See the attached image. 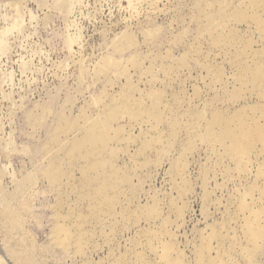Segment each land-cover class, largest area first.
Listing matches in <instances>:
<instances>
[{
  "label": "rangeland",
  "instance_id": "obj_1",
  "mask_svg": "<svg viewBox=\"0 0 264 264\" xmlns=\"http://www.w3.org/2000/svg\"><path fill=\"white\" fill-rule=\"evenodd\" d=\"M67 1L70 3L65 8L58 0H0V256L4 264H114L124 256L120 264H165L149 245L150 230L159 231L163 241L168 238H164L160 230L174 233V241L184 250L185 264H196L195 250L201 244L202 234L208 235L212 226L221 229L225 222L230 229L223 230V233L233 236L237 231L246 246L248 242L243 234L245 215L241 213L237 217V203L257 182L264 186V179L258 178L259 167L264 161L263 144L254 148L249 172L240 175L235 163L225 156L223 143H216V138L211 141L202 139L207 121L198 124L192 133L187 131L189 108L202 109L206 102L216 97L220 99L214 101L212 108L229 115L243 108L251 112V106L262 108L264 105V98L259 95L264 86L244 87L237 100L227 95L235 87H240L235 74L241 64H233L229 56L230 51L235 50L232 47L228 50L227 45L216 47L209 33L199 34L201 24L206 21L202 10L212 11L207 2L215 0ZM17 3H20L19 9L15 7ZM228 23L245 41H254V51L264 49V41L254 24ZM149 30L156 32L150 34ZM125 33L136 39V45L120 53L117 52L116 39ZM181 34H185L184 41L178 42ZM193 46L200 50L191 58L190 67L177 68L175 63L176 69L171 76H165L159 70V80L154 85L149 81L150 76H141L135 68L130 70L134 83L145 93L153 86L164 90V103H170L171 108L181 115L182 126L175 147L162 152L163 145L157 144L147 151L146 156H140L141 161L147 157L151 162L139 168L138 175L134 176L133 203L122 197L125 207L130 206L131 210L154 203L156 198L162 207V215L150 220L131 221L128 225L124 219L122 221L124 205L119 203L118 222L112 225L107 220L106 234L101 232L99 224L97 229L94 222L86 225L87 230H95V236L91 237L84 252L77 253L74 246L69 249L61 245L54 234L60 222L58 214L67 215L71 204L85 213L89 211V202L79 200V194L72 192V185L81 184L83 179L78 166L65 165L71 172L75 169L71 183L67 177L62 184L53 183L45 175L54 160L48 156V145H55L51 140L62 117L66 115L74 120L83 110L97 114L102 106H96L94 99L105 90L111 96L118 95L123 84L127 83L125 76L119 80L116 78L117 68L96 73L104 57L113 56L124 66L134 55L145 60L146 67L154 59L159 65H169L173 63L165 57L168 51L181 57ZM205 63L221 66L223 79L213 81V76L203 67ZM196 87L200 93H196ZM176 100L181 102L176 103ZM195 121L198 123L197 119ZM120 124L125 125L133 136L142 132L149 135L164 132L165 139L169 136L167 122L162 123L159 130L151 129L150 123L131 122L129 118L122 119ZM216 131L219 133V129ZM73 136L71 134L68 138ZM191 139L194 140L192 149L186 150ZM141 145V141L120 145L124 149L120 151L118 165L130 166L134 174V156ZM113 146L119 147V144L113 143ZM182 154L189 165L184 174L189 184L187 195L178 200V205L186 204L185 216L178 218L176 207H171V200L178 197L171 169L172 163ZM206 172V187L211 196L203 208L202 175ZM35 173L39 177L38 183L28 192L24 186L27 187L29 178ZM139 178L145 181L143 187L139 186ZM178 182H182L180 177ZM29 193L33 196H26ZM261 197L260 189L256 188L254 198L263 206ZM27 199L30 202L28 208L24 206ZM203 209H206L205 213ZM165 219L171 223L163 226ZM29 232L36 240L35 244L25 241ZM154 241V245L160 244L158 240ZM213 242L218 246L216 240ZM261 245L252 261L236 254L238 262L264 264V239ZM139 252L143 256L140 261L137 258ZM212 255L216 256L217 251Z\"/></svg>",
  "mask_w": 264,
  "mask_h": 264
},
{
  "label": "bare ground",
  "instance_id": "obj_2",
  "mask_svg": "<svg viewBox=\"0 0 264 264\" xmlns=\"http://www.w3.org/2000/svg\"><path fill=\"white\" fill-rule=\"evenodd\" d=\"M58 3L65 7L70 2L58 0ZM19 4L17 3L15 6L17 9H19ZM207 7H211L213 10L208 11L205 8L202 10V17H205L206 21L201 24L199 34L209 33L212 38V44L216 47L227 45L228 50L230 47L235 50L234 52L230 51L229 56L233 64H241L235 74V80L239 82L240 87H235L227 95L231 99L237 100L242 96L244 87L250 85L254 89L264 86V49L261 52H258L259 50L254 51V41L252 39L245 41L242 35L240 36L235 29L229 27L228 22L254 24L255 29L264 41V0H239L238 2L236 0H215L207 2ZM6 32L4 31V33ZM147 32L154 34L156 31L149 30ZM184 35L181 34L177 41L183 42ZM123 41L127 44H124ZM134 45H136V39L128 33L116 39L117 52L123 53L127 47ZM198 50H200L199 47L193 46L191 50L184 52L185 54L181 57H176L171 51H168L165 57L173 63L169 65H159L157 59H154V62L146 67L144 65L145 60L137 55L128 59L125 66L121 60L113 56L104 57L98 64L96 73H103L112 68H117L119 73L115 74L116 78L119 80L120 77L125 76L127 83L123 84L124 86L118 95L111 96L105 90L101 96L94 99L96 106H102V110L97 114H91L87 110H83L74 120L64 115L56 128L53 140H51L55 145H48V156L54 160L50 164V168L45 172L47 179L50 182L62 184L64 177H67L69 183H71V180H74L75 169L71 172L66 169L65 165L78 166L83 179L81 184L77 185L74 183L72 185V192L79 194V200H87L89 202V211L87 213L79 209L80 207L76 208L71 204L67 215L58 214L60 222L55 227L54 234L61 245L69 249L74 246L77 253L84 252L85 247L90 244L91 237L95 236V230H87L86 228V225L90 222L96 223L95 229L98 228V224L101 225V232L106 234V226H108L106 221L110 220L112 225L118 222L116 221L118 218L117 205L119 203L124 205L122 197L131 199L130 204L133 203L132 199L136 190L134 176L138 175V169L147 166L151 162L147 157L141 161L140 156H146L147 151L157 144L163 145L162 152H169L175 147L182 126L180 112H175L171 108L170 103H164V90L153 88V86L145 93L143 89L136 85L130 72L131 68H135L141 76H150L149 81L154 85L159 80V70H162L165 76H171L176 69L175 63L177 68L190 67L191 58ZM203 67L213 76V81H221L223 79L221 66L220 68L205 63ZM138 93L140 96H137ZM196 93H200L199 87H196ZM259 95L264 98V91L259 92ZM219 99V97H216L213 101L206 102L202 109L190 107L187 115L189 117L187 131L192 133L198 124L207 121L208 125L202 139L206 141L209 138L211 141L216 138V143H223L225 156L231 158L235 163V169L241 175L243 172H249L248 168L252 163L254 148L259 143L264 146V105L262 108L251 106V112H248L247 108H243L242 110H236L233 115H229L222 113L221 110L212 108L214 101ZM180 102L181 100H176V103ZM125 118H129L131 122L150 123L153 130H159V126L167 122L169 125V136L165 139L164 132L159 135L152 133L149 135L146 132H142L139 136H133L125 125L120 124V121ZM195 119L198 120V123ZM217 129H219V133L216 131ZM68 134H73L74 136L72 138H68L70 135L64 137ZM138 141H141L142 145L134 156L136 166L134 174H132L131 167L118 165L117 159L120 151L124 149L120 145H130ZM227 141H229V144L226 143ZM113 143H118L119 147L113 146ZM193 143L194 140L191 139L186 150L192 149ZM262 152L264 153V147ZM188 166V162L184 160V154L172 163L171 173H174L178 197L171 200V207H176L175 212L178 218L185 216L186 204L178 205V200L187 195L188 192L187 185L189 182L185 181L184 178ZM207 175V172L202 175L204 180L203 188L205 190L202 196L203 208H206L211 196V192L206 187ZM179 177L182 179L181 183L178 182ZM258 178L264 179V161L261 162L259 167ZM38 180V175L36 173L33 174L24 189L28 192L30 189L34 190ZM139 180V186L143 187L145 181L141 178ZM259 184L257 182L253 187L245 191L237 203V217L241 213L245 215L243 234L248 244L246 246L243 245L242 237L237 231H235L233 236H230L229 233L224 234L223 230L230 229L226 222L221 225V229L212 226V231L208 235H205V232L202 234L201 244L196 247V264H240L236 254H240L247 261H252L255 252L261 248V241L264 239V186ZM256 188H259L262 194L260 200H262L263 206H260L254 198ZM27 195L28 197L33 196L30 193ZM24 206L26 208L30 206L28 199L24 202ZM137 206H139V202ZM205 211L206 209H203L204 213ZM121 213L123 215L122 221L124 219L129 225V222H139L142 218L150 220L160 217L162 215V207L155 198L154 203H149L145 206L140 205L132 210L130 206L125 207L124 205ZM169 223L171 221L165 219L163 226ZM158 232L150 230L152 237L149 245L159 254L161 261L165 264H185L184 250L179 247L178 242L174 241L176 235L168 230L166 232H161L160 230L164 238H168L163 241ZM107 234L109 235L110 233ZM28 237V239L25 238V241L29 240L32 242L31 245L35 244L36 240L30 232ZM154 240H158L160 246L158 244L154 245ZM213 240L218 242V246L214 245ZM215 250L217 255L213 256L212 253ZM137 256L139 261L143 259L140 252ZM125 257L118 258L114 264H120L121 259ZM2 259L1 257L0 264H4Z\"/></svg>",
  "mask_w": 264,
  "mask_h": 264
}]
</instances>
